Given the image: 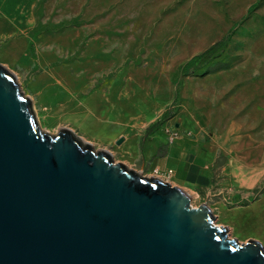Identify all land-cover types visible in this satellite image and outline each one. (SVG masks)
<instances>
[{
  "label": "rangeland",
  "instance_id": "rangeland-1",
  "mask_svg": "<svg viewBox=\"0 0 264 264\" xmlns=\"http://www.w3.org/2000/svg\"><path fill=\"white\" fill-rule=\"evenodd\" d=\"M0 63L42 130L68 127L143 174L194 143L202 179L168 181L264 247V0H0Z\"/></svg>",
  "mask_w": 264,
  "mask_h": 264
},
{
  "label": "water",
  "instance_id": "water-1",
  "mask_svg": "<svg viewBox=\"0 0 264 264\" xmlns=\"http://www.w3.org/2000/svg\"><path fill=\"white\" fill-rule=\"evenodd\" d=\"M214 220L70 128L42 130L0 63V264H264L259 240Z\"/></svg>",
  "mask_w": 264,
  "mask_h": 264
},
{
  "label": "crops",
  "instance_id": "crops-1",
  "mask_svg": "<svg viewBox=\"0 0 264 264\" xmlns=\"http://www.w3.org/2000/svg\"><path fill=\"white\" fill-rule=\"evenodd\" d=\"M118 127L112 124H101L93 132L99 137L107 138L108 136V139H115V141L123 138L124 141L125 137L121 134ZM156 159L155 165L157 169L161 171L172 169L173 174L171 177L179 181L180 184L187 183L188 186L197 184L205 174L207 167L202 157L195 150L194 143L191 144L180 140H176L172 147L156 157Z\"/></svg>",
  "mask_w": 264,
  "mask_h": 264
},
{
  "label": "built area",
  "instance_id": "built-area-1",
  "mask_svg": "<svg viewBox=\"0 0 264 264\" xmlns=\"http://www.w3.org/2000/svg\"><path fill=\"white\" fill-rule=\"evenodd\" d=\"M177 136V133L173 132V134H171L170 140L174 139ZM154 174L155 176L161 177L164 180H169V178H171L172 174H173V170L172 169H167L164 171L161 170H154Z\"/></svg>",
  "mask_w": 264,
  "mask_h": 264
},
{
  "label": "bare ground",
  "instance_id": "bare-ground-1",
  "mask_svg": "<svg viewBox=\"0 0 264 264\" xmlns=\"http://www.w3.org/2000/svg\"><path fill=\"white\" fill-rule=\"evenodd\" d=\"M92 32H98V28L97 27H93L92 29ZM92 72H101L100 69H93ZM103 72V71H102ZM106 72H114V63H113V59L110 60V64H109V67L107 69Z\"/></svg>",
  "mask_w": 264,
  "mask_h": 264
}]
</instances>
